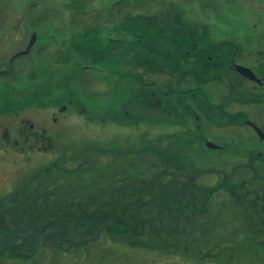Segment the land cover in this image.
I'll return each mask as SVG.
<instances>
[{"label":"trees","instance_id":"obj_1","mask_svg":"<svg viewBox=\"0 0 264 264\" xmlns=\"http://www.w3.org/2000/svg\"><path fill=\"white\" fill-rule=\"evenodd\" d=\"M85 1L72 0L69 10H84ZM117 4L131 11L154 5L166 11L179 8L172 0H111L103 7L117 9ZM7 5L10 0H0V10ZM199 5L220 8L217 0H199ZM51 6L47 2L43 8L52 13ZM189 26L199 38L198 25ZM222 49L221 55L229 59L233 48ZM86 111L95 118L89 108ZM173 138L164 146L159 138L147 139L138 130L133 138L68 143L57 158L59 166L51 171L50 162L39 166L17 189L0 196L2 208L24 207L16 219L5 220L0 212V264H65L76 256L81 264H115L114 251L120 246L165 256L181 251L196 255L193 259L198 263L220 264L226 259L232 264H264V182L255 181L246 166L224 195L212 201L207 188L198 189L197 178L199 171L218 167L212 164L218 159L203 157L196 162L192 156L189 161L180 157L174 161L171 156L184 152ZM221 164L234 167L225 159ZM165 170H174L179 182L166 178ZM33 177L35 184L25 188ZM48 184L51 188L44 191ZM30 196L33 200L28 206ZM255 201L257 208L250 206ZM212 218L215 224L209 226Z\"/></svg>","mask_w":264,"mask_h":264},{"label":"flooded vegetation","instance_id":"obj_2","mask_svg":"<svg viewBox=\"0 0 264 264\" xmlns=\"http://www.w3.org/2000/svg\"><path fill=\"white\" fill-rule=\"evenodd\" d=\"M81 11L69 10V25H76V27L69 26L74 29V32L71 33L73 34L71 41L74 45L70 48L71 53L76 49L83 56L82 59L85 62H88L89 59L98 62L96 70L98 76L103 78L110 76L104 75L105 71L115 74V70L112 71V69L124 66L125 62H131L134 70L123 68L120 76L126 77V81L138 80L137 84L140 85V92L144 94L143 98L145 100L149 98L148 102L152 103L155 109L152 112L147 109L148 111L145 113L138 114L130 113L129 110L116 114L112 110L106 109L103 114L95 112V118L98 120H94L86 111L88 107L74 96L61 95L59 97L61 99H56L41 108H37L28 101L31 100L27 96L28 94H24V98L15 105L1 104L0 151L8 161L17 162L13 157L15 156L19 158L20 162L27 165L22 172L23 176L14 178L7 185L6 193L17 189L39 166L50 162L48 169L50 171L56 168L55 166H59L57 158L67 144L66 142L56 144V140L58 137L59 139L64 137L66 131L64 128L69 115L73 118L78 115L77 118H80L84 123L98 122L104 125L105 122H109L118 124L124 129L128 128V131L140 130L145 132L147 139H156L157 135L161 136V133H165L175 136L180 143L189 146L195 143L204 145L208 141L217 145V148L209 149L215 153L204 155V158L206 160L218 159L219 166L215 168L216 170H212L214 173L199 175L197 178L200 181L198 189L205 190L207 188L211 198L216 197L217 193L223 194L228 185L232 184V181H236L234 178L240 175L242 169L238 168L239 166H236V170L229 172L224 170L220 160V158L224 159L223 152L227 149L226 145L231 144L232 140L238 137L242 157L250 160V165H254L253 169L249 166L248 173H252L255 181L260 182L261 179L264 182V166L262 165L264 161V50L261 53V49H264V42H258L253 49L255 51L259 49L257 52H253L255 61L242 59L238 48L225 43V46L233 48L229 52V59H226L221 53L215 56L211 55L210 47H206L207 43L202 47L195 40V32L190 26V29L183 28L182 31L176 29L174 26L176 19L172 15L165 16L166 18L161 16V20L157 23L158 16L156 17L155 14L152 18H148L144 14H136L135 11L126 9L120 15L118 14V17H115L113 10H110L113 15L108 16L107 19H102L100 22L94 17H88L86 21L89 23L85 24V22L81 23V20H84L83 17L78 19L73 16V13L78 14ZM55 12L61 13L56 10L49 13L44 9L39 13L35 10H0L1 92L5 91L6 84L12 88L11 83L30 80L34 75V69H31L30 64L41 46L37 39L39 35L34 20L31 26H19V23L23 22L24 14L25 17L31 14L38 21L50 19L49 22H51L57 17ZM159 14L166 15L167 13L163 11ZM64 16L59 15L62 18ZM110 21L113 23L112 26ZM97 22L100 23L94 25ZM110 30L120 32L123 36L113 38V36L107 35L105 37L106 31ZM199 35H203L201 31ZM32 40V45H30ZM44 42L43 49L49 46V41L45 40ZM241 45L244 47L245 44ZM6 47H11L13 50L3 53ZM27 48H29L28 51L23 52ZM125 48L135 52L138 59L117 61L116 53ZM69 53L63 52L57 60L69 61L71 55ZM44 54H49V52L45 51ZM72 62L81 66V69L77 74L71 75V78L76 77L77 81L80 79L92 81L91 78L94 77L91 74L97 73L92 65H82L81 57L80 61ZM240 66L247 68V72H252L253 75L242 74ZM86 71L90 77L84 74ZM99 71L101 72L99 73ZM102 71L104 72L102 73ZM90 83L87 84L90 85ZM214 83L217 84L213 86ZM79 84L85 89L82 82ZM106 85L108 86V84ZM212 86L215 88L211 90ZM87 93L88 95L92 94L90 91ZM213 93L219 95L218 98L216 96L217 100H221L219 104L211 101L210 95ZM29 110L34 113V116L28 114ZM142 123L145 124L143 128L140 127ZM212 125L216 127L214 132L211 128ZM229 127L235 129L234 135L229 131L228 133L224 132V129ZM57 129L59 132L56 131ZM52 130H54L53 133H51ZM244 130L247 131L244 132ZM230 134L232 135L229 136ZM244 141L250 142L251 146H246ZM231 153H234L237 159H242L239 150L232 149ZM36 155H46L47 157L44 160L30 163L29 159ZM175 155L171 156L174 161H178L179 157L184 156ZM63 157L64 155L61 158ZM180 158L179 160H182ZM1 161L4 163V156ZM140 171L144 173L142 170ZM163 173L166 178H172L175 183L179 182L174 170H165ZM186 173L193 177L188 172ZM211 176L214 178L212 183L208 184L207 178ZM35 182L36 177L29 179L25 188L31 187L29 184H35ZM261 186L263 187V185ZM50 188L48 184L44 187V191ZM256 189L257 199H260V185ZM247 193L249 194V191ZM250 206L257 208V201L252 202Z\"/></svg>","mask_w":264,"mask_h":264},{"label":"rangeland","instance_id":"obj_3","mask_svg":"<svg viewBox=\"0 0 264 264\" xmlns=\"http://www.w3.org/2000/svg\"><path fill=\"white\" fill-rule=\"evenodd\" d=\"M7 1V0H6ZM191 1V0H189ZM212 0H210L211 2ZM220 8H217L214 5L213 10L207 8L206 6L199 5V0L196 5L191 2H187V0H172L175 6L179 7L174 10L166 11L160 7L149 8V10L144 9H134L136 14H144L148 18H152L153 14L158 16L157 23L161 20V16H170L175 17L176 22L174 26L176 29L178 28L180 31L183 28L190 29L189 24L196 23L197 28L201 31L203 35H199V38H195V40L203 47L205 43H207L206 47H210L211 55L215 56L223 52L222 47L225 46V43H229V45H233L238 48V51L241 54V58L247 61H255L253 60L255 57L253 52H257L259 49L253 50L258 42L264 41V0H227L226 2L220 3ZM225 1V0H222ZM51 4V8L55 11L61 12L60 14L56 13V18L54 21L49 22L45 21V19H40L38 21L37 18L31 16V14H24L23 22L19 23V26L26 27L27 25L31 26L33 20L35 21V27L38 30L39 45L41 49L37 51L34 55L33 62H31L30 67L33 68L34 75H32V79L25 80L23 82L17 81L12 84V88L6 84L4 88V92L0 90V105H15L19 100L24 98V94H28L31 101L35 103V105H39L41 102L51 103L55 101V99L61 97V95L74 96L75 98L83 101L84 105L91 109L94 113L103 114V111L106 109L112 110V112L118 114L122 113L124 110H129L130 113L138 114L145 113L150 110L151 112L155 109L152 103L148 102L149 98L145 100L143 98V93L140 92V85L137 84L138 80L134 81H126V77L120 76L123 68L134 70L131 62H125L124 66L113 67L115 70V74L108 71L104 72V75H110L105 78L102 76H98V71L96 70V66H98V62L88 60L85 62L78 51L74 49L71 53L70 48H72L73 42L71 41L74 32L73 28L76 27L75 24L72 26L69 25L70 17H69V6L72 3V0H11V7L9 9H17V10H28L29 8H33L32 10L41 12L44 8L45 3ZM111 3V0H86L84 10L80 13L75 14L73 16L76 18L83 17L84 20H81V23L85 22V24L89 23L86 21L88 17H94L96 20L101 22L102 16L104 19H107L108 16L113 15L115 13V17H118L122 11L126 9H119L120 6L117 4V9L112 8L113 13L110 12L108 8L103 7L104 5ZM226 3V4H225ZM232 6V7H231ZM152 9V10H150ZM148 11V12H144ZM167 13L159 14L162 12ZM21 13V12H20ZM119 14V15H118ZM59 15H65L64 18L59 17ZM71 15V14H70ZM226 17V18H225ZM221 18V19H220ZM121 19V18H120ZM43 20V21H41ZM29 21V24H27ZM38 21V22H37ZM107 21V20H105ZM109 21V20H108ZM100 22L94 23V25H98ZM111 22V21H110ZM107 25V24H105ZM113 23L111 22V26ZM70 26V27H69ZM108 27V25L106 26ZM107 35L113 36V38H117L123 36L120 32H114L113 30L106 31L105 37ZM49 41V46L45 49L42 48V45L45 43L44 41ZM245 44L242 47L241 44ZM217 45V49L215 47ZM13 48L6 47L3 53H9ZM261 49V53L263 52ZM45 51H48L49 54H44ZM70 52V60L69 61H58L57 58L62 55V53ZM117 61H132L137 60L138 56L132 50L125 48L116 53ZM5 55V54H4ZM78 56V57H77ZM83 61L82 65H92L95 72V75L91 74L94 78L90 80L80 79L77 81V78L74 77L69 78L71 75H75L81 69V66H78L72 61ZM251 57V59H249ZM263 58V57H262ZM44 61V62H43ZM72 62V63H71ZM130 63V64H128ZM51 64V65H50ZM123 65V64H122ZM89 70V69H87ZM129 70V71H130ZM101 71H99L100 73ZM85 75H88V71L84 72ZM89 76V75H88ZM90 77V76H89ZM28 78V77H27ZM29 79V78H28ZM102 80L103 82H101ZM82 82L85 86V89L81 87ZM91 82L90 85L87 84ZM108 84V86L106 85ZM214 83L213 86H215ZM148 85V84H147ZM211 87V90L215 87ZM2 86H0L1 88ZM186 87V85H184ZM79 90V92H78ZM88 91L92 92V94L88 95ZM218 94L213 93L210 95L211 101L219 104L221 100H217ZM220 98V97H219ZM237 98V97H236ZM141 101V102H140ZM148 109V110H147ZM30 116H34V113L30 110L28 111ZM78 117V115H76ZM73 118L69 115L65 124V133L64 137L56 140V144H60L66 142V144L73 141H81L83 139H93L99 141H106L111 138H132L136 133L132 131H128L129 129L119 127L118 124H113L109 122H105L104 125L93 122V123H84L80 118ZM210 120L208 121V123ZM145 126L144 123L140 124V127ZM212 131L214 132L216 127L214 125L211 126ZM57 132L58 129L56 130ZM231 132L234 135L235 129L232 127L224 129V132ZM247 130H244V132ZM54 130L51 131L53 133ZM230 134L229 136H231ZM238 137H235L232 140L231 144L226 145L227 149L224 150V159L230 165H234V167L229 166L224 167V170L232 171L236 170V166L239 163V167L243 169L244 167L249 166L254 168V165H250V160H246L242 157V152L240 148V143L237 140ZM246 140V139H244ZM246 146H251V143H247L244 141ZM256 146V144H255ZM203 148L204 145L200 143H195L194 145L187 146L184 149H181L182 152L188 153L194 156L195 160L199 162L202 161L203 158ZM231 149L239 150L240 157L242 159H237L234 156V153H231ZM264 149V145H263ZM1 158L4 156V163H2L0 158V196L6 193L7 185L13 181L14 178H18L23 176V170L26 168V164L19 161L18 157L13 156L17 162H13L12 160H7L6 156L2 154L0 151ZM46 155H36L29 159L30 163H35L41 160H44ZM223 159V158H222ZM221 158L220 160L223 161ZM220 161H215L213 164H218ZM264 166V161L262 163ZM257 166V165H255ZM232 167V168H231ZM216 170V169H215ZM21 172L22 174H17ZM214 178V177H213ZM212 176L207 178L208 184L213 180ZM33 198L29 197L27 201V205L30 206ZM9 208H2L0 206V212L2 217L5 220L17 218L19 212L24 208L21 205H16L15 208L8 206ZM230 211V209H229ZM15 218V219H16ZM214 220V221H213ZM214 223H213V222ZM211 225L215 224V218H212ZM119 227H121L119 225ZM208 227H206L207 229ZM122 233V232H121ZM193 241L195 237H191ZM196 239H198L196 237ZM204 244V242H203ZM115 260L117 261L115 264H216L215 262L207 263V262H194L193 257L196 255L192 254H183L179 251V255H159L154 250L151 251H143L139 248H134L132 246L116 248L114 251ZM228 263L226 259L222 261L220 264H232ZM65 264H81L78 257H72L66 259ZM94 264H100V262L96 261Z\"/></svg>","mask_w":264,"mask_h":264},{"label":"water","instance_id":"obj_4","mask_svg":"<svg viewBox=\"0 0 264 264\" xmlns=\"http://www.w3.org/2000/svg\"><path fill=\"white\" fill-rule=\"evenodd\" d=\"M34 40H35V39H34ZM32 42H33V40L31 41V44H30V45H32ZM29 47H30V46H29ZM28 49H29V48H27V49H26L25 51H23V52H27ZM241 69H243V68H241ZM248 71H250V70H248ZM250 73H251V72H250ZM250 73L247 72V70H246L244 74H247L248 76H251ZM251 74H252V73H251ZM207 145L210 146V147H215V146L212 145L211 143H208Z\"/></svg>","mask_w":264,"mask_h":264}]
</instances>
